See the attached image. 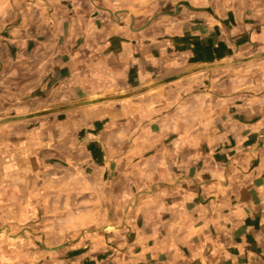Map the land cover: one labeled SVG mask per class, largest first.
Listing matches in <instances>:
<instances>
[{
    "label": "crops",
    "instance_id": "crops-1",
    "mask_svg": "<svg viewBox=\"0 0 264 264\" xmlns=\"http://www.w3.org/2000/svg\"><path fill=\"white\" fill-rule=\"evenodd\" d=\"M40 167L133 200L98 264H264V0H0V169Z\"/></svg>",
    "mask_w": 264,
    "mask_h": 264
},
{
    "label": "rangeland",
    "instance_id": "rangeland-1",
    "mask_svg": "<svg viewBox=\"0 0 264 264\" xmlns=\"http://www.w3.org/2000/svg\"><path fill=\"white\" fill-rule=\"evenodd\" d=\"M18 127L22 128V125ZM44 165L41 162L40 166ZM41 167L29 173L34 180L26 177L29 179L27 184L21 181V170L7 174V169H0V180L8 181L0 184V264H71V260L76 264H98L94 258L102 254L94 249L96 242L105 240L109 243L111 240L104 233L106 228L112 232L110 227L125 222V219L127 224L136 226V218L129 219L131 214L120 223V218L112 216L114 210H124L125 206L131 208L133 200H113L120 190L118 185L109 188V195L105 194L111 199L102 200L107 186L100 190L98 200L92 196L89 203L79 201V207L84 204L87 207L70 216L73 213L71 204L74 208L76 201L56 200V197L71 193L72 186H55L50 177L51 170L44 174L46 184L32 182L37 180ZM124 190L131 191L127 187ZM85 208L89 213L84 212ZM130 226L126 233L118 235V240H122L123 235L129 242L134 239ZM127 262L132 264V260Z\"/></svg>",
    "mask_w": 264,
    "mask_h": 264
}]
</instances>
